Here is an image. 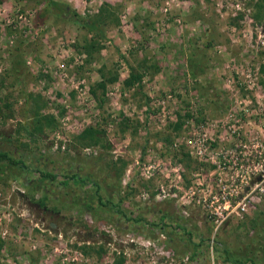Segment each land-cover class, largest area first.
<instances>
[{
  "label": "rangeland",
  "instance_id": "obj_1",
  "mask_svg": "<svg viewBox=\"0 0 264 264\" xmlns=\"http://www.w3.org/2000/svg\"><path fill=\"white\" fill-rule=\"evenodd\" d=\"M52 1L0 0V264H264V0Z\"/></svg>",
  "mask_w": 264,
  "mask_h": 264
},
{
  "label": "trees",
  "instance_id": "obj_2",
  "mask_svg": "<svg viewBox=\"0 0 264 264\" xmlns=\"http://www.w3.org/2000/svg\"><path fill=\"white\" fill-rule=\"evenodd\" d=\"M45 1H46L47 6L56 5L55 1H52V0H45ZM67 11L70 13L71 17L73 18V21L75 23H77L78 25H80L81 27H87V28H90V29H95V24H94L93 21H88L86 19H83L76 12H74L72 10L71 11L68 10L67 5H64L63 4V7H62V9L60 11V14H62V16H66L68 14ZM258 15H259V13L257 15H254V17L258 19ZM139 78H140V75L138 73L134 72L132 69H130L127 77L123 81V84L130 86L133 83H137V81L139 80ZM115 79H116V76L113 75L112 77H110L109 81H114ZM100 85L102 86V83H100ZM91 93L94 94L93 91H91ZM44 118H45L46 122H48V123L51 120H53V118L50 115L45 116ZM48 119H51V120L48 121ZM88 132H90V131L89 130H86V133H88ZM5 156L6 155H5L4 152H0V158L5 157ZM41 176L44 177V178H47V175L45 173L41 174Z\"/></svg>",
  "mask_w": 264,
  "mask_h": 264
},
{
  "label": "built area",
  "instance_id": "obj_3",
  "mask_svg": "<svg viewBox=\"0 0 264 264\" xmlns=\"http://www.w3.org/2000/svg\"><path fill=\"white\" fill-rule=\"evenodd\" d=\"M60 69H62V70H64V66L63 65H59L58 66ZM203 130V129H202ZM206 141H207V137H206V135H205V133H200V135H199V137H195L194 139H192V138H189V139H187L186 140V145L188 146V148L192 151V153H194V155H196L198 158H200V157H202L204 154H206V149H207V145H206ZM236 165L237 164V162L236 161H234V160H232L231 161V166L232 165ZM249 164V163H248ZM240 165H242V164H240ZM151 167V165H148L147 166V168H150ZM234 168H236V167H234ZM253 168H254V166L252 165H246V170L245 171H250L251 173H253ZM264 171H262V173L261 174H258V176H262L263 178H264ZM235 175H237L236 173H235ZM252 175V174H251ZM250 174H249V176L248 177H250L251 176ZM224 199V198H223ZM215 200H216V198H215ZM211 202V201H210ZM224 203H225V205L223 206L224 208H227L228 206H230V202L228 201V200H224L223 201ZM239 204L241 205V207H240V209L241 210H244V207H243V204H244V201H241L240 203H237L234 207H232L230 210H234V209H237L238 207H239ZM214 213H215V215L217 216H221V213H220V211H217V207H215V210H214Z\"/></svg>",
  "mask_w": 264,
  "mask_h": 264
}]
</instances>
